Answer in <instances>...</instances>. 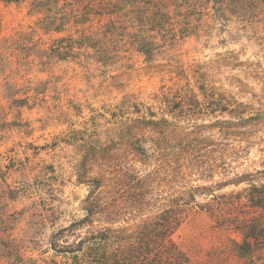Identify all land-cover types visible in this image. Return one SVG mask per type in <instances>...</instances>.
I'll use <instances>...</instances> for the list:
<instances>
[{
    "label": "trees",
    "instance_id": "16d2710c",
    "mask_svg": "<svg viewBox=\"0 0 264 264\" xmlns=\"http://www.w3.org/2000/svg\"><path fill=\"white\" fill-rule=\"evenodd\" d=\"M0 3L25 6L37 18L31 31L2 36L5 25L0 15V139L5 129L31 125L23 123L25 109L46 107L48 80L39 76L58 62L87 66L95 62L105 67L121 59L124 50H134L151 63L175 42L199 37L203 28L227 32L228 40L244 34L264 39V0ZM40 35L57 38L47 43ZM153 100L155 104L144 113L133 105L137 117L129 123L119 122L122 126L112 145L90 141L91 135L79 139L84 153L77 165V179L90 191L83 200V216L68 226L59 225L60 209L53 200L41 201L42 194L36 195L40 200L29 209L16 210L14 204L21 197L31 198L26 194L30 181L37 177L27 175L22 184L12 186L0 166V264H204L175 240L197 207L200 187L186 182L188 175L183 173L177 185L189 190L172 196L155 191L164 182L162 178L169 181L166 178L175 170L190 169V146L176 145L171 133L194 127L197 114L220 112L236 119L226 121L229 129H241V134L250 137L249 130L264 123V111L222 95L221 88L206 82L180 87L173 94L171 89L164 90ZM8 111L14 114L11 121ZM138 132H148L149 139L142 136L141 140ZM49 169L53 167H42L45 172ZM21 170L27 172L23 166ZM246 181L237 176L226 184ZM208 196L201 210L211 225L202 235L217 240L208 263L264 264V184L250 185L237 194L211 192ZM47 226L50 236L43 254H52L35 258L37 248L43 246L29 236Z\"/></svg>",
    "mask_w": 264,
    "mask_h": 264
},
{
    "label": "rangeland",
    "instance_id": "374dc122",
    "mask_svg": "<svg viewBox=\"0 0 264 264\" xmlns=\"http://www.w3.org/2000/svg\"><path fill=\"white\" fill-rule=\"evenodd\" d=\"M0 15L5 25L2 36L16 31L29 32L37 22L22 5L0 3ZM249 35L228 40L227 32L203 28L199 37L175 42L151 63L134 50H124L121 59L105 67L95 62L89 66L76 61L56 63L47 74L39 76L41 80H48L46 107L25 109L23 123L28 121L31 125L5 129L0 139V166L8 173V184L19 186L27 175L37 177L30 181L27 194L24 193L31 198L21 197L14 204L15 209H29L34 201L40 200L36 195L42 194L41 201L53 200L60 209L59 225L68 226L81 218L83 200L90 189L77 179V165L84 153L79 139L91 135L90 141L112 145V141H117L121 123L137 117L133 105H138L144 113L155 104L154 96L164 90L171 89L173 94L180 87L211 83L221 88L222 95L264 111V39ZM40 37L50 43L57 35ZM13 115L8 111L9 121ZM185 117L189 116L181 118ZM194 119V127L184 131L177 128L171 133L176 145L190 146V169L175 170L171 178H166L169 181L162 178L164 182L155 185V191L172 196L189 190L187 186L177 185L183 173L188 175L186 182L200 187L197 207L175 240L196 260L210 264V252L215 250L217 240L214 236L202 235L211 222L201 209L207 206L211 192L227 196L241 193L253 184H264V123L249 130V137L241 134V129L234 132L229 129L226 121L236 119L224 113L204 112ZM138 136L143 140L142 136L149 139L150 134L138 132ZM44 165L52 166L53 170L42 171ZM22 166L27 172H22ZM237 176H244L248 181L240 185L226 184ZM49 236L48 226L35 234L31 231L29 237L33 243L43 246L37 248L35 258L51 256V252L43 254Z\"/></svg>",
    "mask_w": 264,
    "mask_h": 264
}]
</instances>
